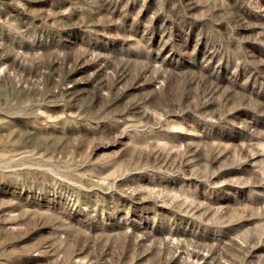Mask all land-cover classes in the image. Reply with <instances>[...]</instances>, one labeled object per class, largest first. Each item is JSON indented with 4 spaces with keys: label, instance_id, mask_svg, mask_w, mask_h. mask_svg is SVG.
<instances>
[{
    "label": "rangeland",
    "instance_id": "obj_1",
    "mask_svg": "<svg viewBox=\"0 0 264 264\" xmlns=\"http://www.w3.org/2000/svg\"><path fill=\"white\" fill-rule=\"evenodd\" d=\"M0 264H264V0H0Z\"/></svg>",
    "mask_w": 264,
    "mask_h": 264
}]
</instances>
